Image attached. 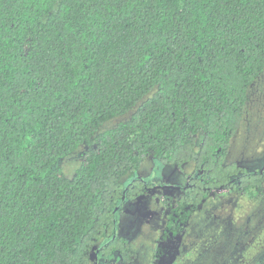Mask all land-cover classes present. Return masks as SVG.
I'll use <instances>...</instances> for the list:
<instances>
[{
  "label": "trees",
  "instance_id": "obj_1",
  "mask_svg": "<svg viewBox=\"0 0 264 264\" xmlns=\"http://www.w3.org/2000/svg\"><path fill=\"white\" fill-rule=\"evenodd\" d=\"M263 69L264 0H0V264L130 260L117 217L149 157L194 163L165 245L215 190H260L264 162L224 159Z\"/></svg>",
  "mask_w": 264,
  "mask_h": 264
},
{
  "label": "rangeland",
  "instance_id": "obj_2",
  "mask_svg": "<svg viewBox=\"0 0 264 264\" xmlns=\"http://www.w3.org/2000/svg\"><path fill=\"white\" fill-rule=\"evenodd\" d=\"M247 95L244 116L224 160L253 170L264 162V69L248 87ZM127 117H115L103 127H112ZM82 151L63 160L67 176L78 167ZM193 169L192 161L178 168L149 157L143 160L139 175L148 183L171 186L176 181L185 183ZM167 195L173 200L179 192L152 188L122 204L118 231L125 234L134 250L128 264H264V181L260 190L251 193L215 190L198 207L186 229L165 245L159 236L169 212L163 203ZM160 243L164 244L162 256L157 253Z\"/></svg>",
  "mask_w": 264,
  "mask_h": 264
},
{
  "label": "flooded vegetation",
  "instance_id": "obj_3",
  "mask_svg": "<svg viewBox=\"0 0 264 264\" xmlns=\"http://www.w3.org/2000/svg\"><path fill=\"white\" fill-rule=\"evenodd\" d=\"M183 166V165H182ZM192 173L193 172H191L187 177H185V183H183V184H179V183H177V181L175 182V183H172V185L171 186H164L163 185V183H161V182H157V183H155V184H152L151 183V185L149 186V187H147L148 188V190H150V189H152V188H155V190H168V191H171V192H173V193H177V192H179L180 193V190L185 186V184H186V181H187V179L192 175ZM218 190H222V189H218ZM224 190V189H223ZM148 192V191H147ZM172 195V194H171ZM168 196V195H167ZM170 197V196H169ZM172 197V196H171ZM168 197H166L165 199H167ZM164 199V200H165ZM164 200H163V203H164ZM173 201V200H172ZM169 210H170V208H169ZM197 211V210H196ZM169 213V212H168ZM167 216H168V214H167ZM166 219H167V217H166ZM165 223H166V220H165ZM165 223H164V225H165ZM163 228H164V226H163ZM163 228H162V230H163ZM118 229H119V227H118V224H117V233L118 234H122V236H124V237H126L125 236V234H123V233H119V231H118ZM186 229V228H185ZM162 230H161V232H162ZM161 232H160V235H161ZM117 234H114V237L116 236ZM126 239L128 240V242H129V239L126 237ZM159 241H160V236H159ZM130 243V242H129ZM161 244V243H160ZM158 245V248H160V247H163L164 246V244H161V245ZM131 246V245H130ZM131 249L133 250V248H132V246H131ZM100 250L98 249L97 250V248H96V250L94 251V253H93V255L91 256L92 257V263L93 264H128L129 262H131V260L134 258V256L130 259V260H128V261H123V260H120V257H118V254L117 253H114L113 254V256L112 257H110V258H106V257H99L98 256V253L97 252H99ZM133 252H134V250H133Z\"/></svg>",
  "mask_w": 264,
  "mask_h": 264
}]
</instances>
